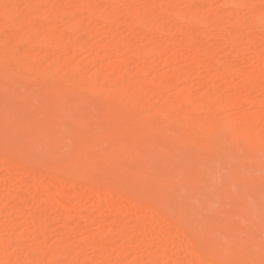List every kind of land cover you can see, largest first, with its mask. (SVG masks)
Wrapping results in <instances>:
<instances>
[{"label":"rangeland","instance_id":"obj_1","mask_svg":"<svg viewBox=\"0 0 264 264\" xmlns=\"http://www.w3.org/2000/svg\"><path fill=\"white\" fill-rule=\"evenodd\" d=\"M60 1H62L60 14L62 21L54 22L43 17L49 10H53L51 7H57ZM242 1L244 5L240 6L238 0H111L105 2L103 0H0L1 17L5 19L12 16V20L5 19L3 23L0 22V102L18 94L17 106L20 108L17 111L19 115H11L16 111L10 113L11 120L5 112L0 113V134L3 123L11 121L9 129L0 137H4L2 140L9 142L13 139V134L21 132H26L31 137L39 133H46V137H50L56 133L62 139L61 146H64L67 143L66 138H69L70 127L73 128L74 124L77 125L74 127L82 128L86 136L97 133L91 130V124L100 118L98 113H86L82 116L80 114L76 117L75 112L71 111L70 117L62 121L61 125L64 128L59 125L45 128L43 123L39 122L33 125L34 128L24 126L19 129L15 126V119L21 116L30 122L37 112L46 108L47 101L53 95L50 91L44 92L38 98L33 96L34 92L42 91L41 86L70 92L81 80L87 88L88 83L103 82L102 75L95 76L103 73L108 65L126 64V75L117 81H107L105 84L116 89L115 101L118 103H125L130 98V95L121 87H132L135 92L138 89L145 90L144 94L150 100L144 108L143 115L150 118L154 111H157L160 116L163 115L164 130L160 134L161 137L155 139L157 142L147 149L148 159L144 164L143 162L138 164L136 154L121 162H102L103 164L97 167L99 170H96L98 173H94V178L120 182L132 191L158 188L157 199L166 207L177 204L178 212L185 217L188 215L192 222L194 216L196 223L200 221L198 225L212 222L209 232L202 239L203 243L214 244L221 240V243H225L227 240L222 236L226 238L232 231L231 228L234 235L239 232L245 233L242 235L244 237L252 235L255 239L249 242V253L240 259L241 263L264 264V157L263 154L260 155L262 149L257 148L260 145L254 146L256 149L253 155H257L256 158L253 156L255 159L247 162L243 152L236 153L231 144V146L227 145L229 144L226 140L227 134H223L222 139H218L223 142L216 139L219 146L215 143L197 144L191 140L197 134L193 130L186 132L185 137L178 138L180 127L177 123H173V114L178 116L181 110L176 106L171 109L168 107L173 99L184 92L187 93L189 106H193L195 102L202 99L214 101L218 104L216 110L211 113H200L202 119L208 124L196 125L201 131H205L208 127H214L217 131H222L218 130L219 128L232 131L237 119H249L258 115L261 119L259 123L250 125L246 131L238 133L240 136L238 145L242 146L248 136L264 139V107L253 102V99H256L255 96L261 91L264 95V87H254L245 82L247 73L264 75V0ZM89 4H91L89 10L91 8L93 10L87 12ZM100 7L112 14L110 18L113 21L111 19V24L109 23L108 26L107 23L105 24L106 19H99L96 15ZM257 8L259 13L253 15V10ZM128 10L130 14L143 12L142 35L132 33L123 24L128 17ZM25 13L38 21L40 27L33 29L27 24L19 23ZM14 14L15 18H13ZM70 15L74 17L73 25L75 26L72 41H69L71 49L58 51V48L50 47L47 38L62 36L67 30L66 20L71 18H69ZM63 16L65 22H63ZM166 18L170 19V30L161 31ZM114 20L115 24L112 23ZM154 26L156 31L153 29ZM134 34L136 37L141 35L137 37L135 44L132 43L135 47L124 46L123 51L101 58L102 46L113 41L129 40L134 38ZM253 35L257 36V40L249 41L251 40L248 39L249 36L253 37ZM234 38H236L235 42H233ZM152 41L157 46V53H149L151 48L149 47V49L146 48L148 53L143 54V49L150 42L152 44ZM83 42L86 46H83ZM131 42H133L132 39ZM17 46H28L30 53L26 54L17 49ZM153 46L152 44V48ZM140 49L142 54L138 55ZM37 50L40 54L33 55ZM13 52L19 54L14 57ZM8 60L27 61L31 65H49L50 70L56 71L58 76L49 84L40 85L39 81L42 79H38L36 87L32 85L28 87L26 81L20 77V75L24 76L25 71L17 64V61L10 62L9 70L5 71L6 68L4 69L2 65ZM62 62L68 64V69H61ZM225 62L234 67L237 73L227 74L224 69ZM178 69L189 71V77L172 79L173 71ZM20 86L29 89L25 91L20 89ZM79 91L85 96L88 93L83 88ZM217 91L219 95L216 94ZM227 100L230 103L228 105ZM57 112L59 115L64 113L62 108H58ZM49 113V110L44 112V116H48ZM74 118H80V121H75ZM66 121L70 126L66 124ZM88 123L90 125H87ZM235 133L237 132H232V134ZM221 144H224L226 148L225 164L223 159L222 162L220 159L224 156L221 155ZM165 147L169 148L174 155L163 162L166 158L162 156ZM261 147L264 148V146ZM17 149V154L13 153L10 157L7 156L8 158L0 155V240L9 239L6 242L5 253L0 254L2 264H7L5 262L8 260L13 261L12 264H26L27 258L35 253L42 255L44 261L42 264H57L54 262L55 257L67 250L70 253L73 248L79 246L83 247L82 259L67 261L63 264H190L188 260L190 250L184 246L185 241L179 237L177 238L180 240H172L166 223H157L154 216L133 208L136 198L127 199L129 213L121 215L118 210L122 195L110 192L111 194L108 195L110 201L108 199L106 201L102 195L105 191L101 190L98 193L86 190L84 180L78 179L76 173H73L79 167L73 166L69 170L65 168L64 173H52L50 169L37 172L36 165L39 157L45 152L41 154V146L34 145L28 150L20 147ZM151 155L157 156L159 165L154 166L155 172L146 173ZM61 157H58L59 160L60 158L64 160L65 157ZM46 158H52L51 162L47 160L51 165L58 160L51 154H48ZM30 159L33 160L30 161ZM3 160H9L7 167L2 164ZM62 160H60L61 164ZM240 162L242 164L246 162L252 170H249V173H242L243 170L239 167ZM223 168L225 171L222 170ZM23 169L27 172L34 170L25 173L22 172ZM126 170L137 172L123 173ZM230 171L235 173H229ZM15 189L25 191L22 212L16 210L18 201L11 194ZM73 191L75 195L67 197L61 195L62 192L69 194ZM101 201L104 202V215L99 220V224L92 223L90 217L95 215V208ZM215 201L218 203L217 206ZM41 211L53 218L47 223L41 220L33 223L31 219L35 213ZM131 216L134 219H142L146 227L136 225V220H133ZM219 217L224 218L220 220ZM64 221L68 224L70 234L65 232ZM237 225L241 228L239 231L236 229ZM109 227L127 229L130 233L109 234L106 232ZM102 231L105 233L101 234ZM97 241L100 245L93 248V243ZM225 250L220 245L216 252L221 254ZM258 258L261 262H256Z\"/></svg>","mask_w":264,"mask_h":264},{"label":"bare ground","instance_id":"obj_2","mask_svg":"<svg viewBox=\"0 0 264 264\" xmlns=\"http://www.w3.org/2000/svg\"><path fill=\"white\" fill-rule=\"evenodd\" d=\"M105 1H111V0H103V2H105ZM61 3H62V1H60L58 6L55 8L51 7V9H53V10H49L48 14L44 15L43 17H45L46 19H49L51 21H54V22H57L58 20L62 21V15L60 16V14L62 13ZM232 4H234V1H232ZM238 4L240 6L244 5L242 0H238ZM90 6H91V4H89L87 12L93 10L92 8L89 10ZM100 8H101L100 10L96 11L98 13V14L96 13V15L99 16V19L100 18L106 19L105 24L107 23L106 24L107 26L110 25L111 19H112L110 17L112 16V14L108 13V11L104 8H102V7H100ZM129 10L127 12L128 17L127 18L125 17L126 20H125V23H123V24L132 33L136 32V34L139 33L142 35L144 32L142 29V24H141V23H143V20H142L143 19V12H141L140 14H130ZM258 13H259L258 8L256 10H253V15H256ZM72 16L73 15H70L69 18L70 17L71 18L66 20L67 21V23H66V26H67L66 29L67 30L62 34V36L47 38L50 43L52 42L51 44L49 43L50 47L55 48V49L58 48V51L71 49V46H70L71 42H69V41H72V32H73V29L75 27L73 25L74 17L72 18ZM40 17H42V16H40ZM13 18H15V14L13 15ZM45 18H44V20H46ZM5 19L12 20V16H8ZM5 19H3L0 15V22L1 23H3V20H5ZM63 19H64L63 22H65L64 16H63ZM112 21H113V19H112ZM19 23L27 24L30 27H32L33 29L40 27V23L38 21H35L29 14H26V13L22 15V18H21V20H19ZM112 23L115 24V20ZM169 23H170V19L166 18V20L164 22V27L161 28L163 30H161V31H169L170 30ZM258 24H260V23L258 22ZM153 29L155 31L157 30L155 28V26L153 27ZM256 34L258 35V33H256ZM141 35H139V36L137 35V37L139 38ZM135 37H136V35L134 34V38L133 37L129 38V40L122 39L120 41H113V42H111L105 46H102L100 49L102 52L101 58L104 59L108 55H113L114 53L116 54L119 51H123L122 47H124V46H127L129 48L135 47L134 44H135V40L137 39V37L136 38ZM223 38H224V36H223ZM131 39L133 42H131ZM248 39H251L249 41H252V40L254 41V40H257V36H255V35H253V37L249 36ZM230 40H232V38ZM235 41H236V38H234L233 42H235ZM85 42H86V39H85ZM152 42H153L152 44L154 45L153 48H152V44H150L151 43L150 42L149 45L146 46L145 49H143V51H142V49H140V52L138 51L137 54L138 55L142 54L141 51L143 52V54L148 53V52L149 53L152 52L153 54H156L157 53V46L154 43V41H152ZM132 43H134V44H132ZM132 45H133V47H132ZM57 46H59V47H57ZM83 46H86V44L84 43ZM20 47L22 49H20ZM149 47H151L153 49V51L151 48L149 51L146 50V48L149 49ZM72 48H75V47L72 46ZM17 49L24 51L26 54L30 53V49L28 46H25V47L17 46ZM81 49H83V48H81ZM18 54L19 53L13 52L14 57H16ZM39 54H40V51L37 50L34 52L33 55H39ZM28 58H29V56H28ZM15 61H17V60H8V61L3 62L4 65H2V66L4 67V69L6 68L5 71L9 70L8 65L10 64V62H15ZM17 64L25 71L24 76L20 75V77L26 81V84H28V87L29 86L30 87H32V86L36 87V80H38V79H42V81L38 80L40 85L49 84V83H51V81L53 79H55L58 76V73L56 71L50 70L51 67L49 65H46V66L34 65V64L31 65L27 61H25V62L24 61H17ZM126 68H127V65L122 64V63L115 64V65H108V67L106 68V70L103 73L95 76V77H98V76L102 75L101 78H102L103 82L101 84L88 83V87L85 88L84 82L79 80L77 86H75V89H73L70 92L58 91V89H55V88L50 87V86H41L40 89H42V91L34 92L33 96L38 98V96L43 95L44 92L50 91L53 95L47 101L46 108H42V110L37 112V114L32 118V120L30 122L26 121V119L22 118L21 116L19 117L20 120L15 119L16 120L15 126L19 129L23 128L24 126L25 127H27V126L33 127V125H36L39 122L43 123L45 128H48L50 126H55V125H59L62 127L63 126V125H61L62 121L67 120V118L70 117L69 112H71V111L75 112L76 117H79L80 114L82 116V115H86V113L87 114H95V113L97 114L98 113L100 115V118L96 122H94V124H91L92 125L91 130H93L97 133H95V134L91 133V134L86 136L85 135L86 132H84L82 128L74 127L77 125H75L73 123L74 126H72L73 128L70 127L69 138H66L67 143L65 142L66 144H64V146L63 145L61 146V140L62 139H61V137H58L56 135V133H54L50 137H46V133L34 134L31 137V136H29L28 133L21 132V133L13 134V139L9 142H5L4 140H2L4 137L1 136L0 137V155L1 156L5 155L6 157L7 156L10 157L11 155H13V153L17 154V151H18L17 148L18 147H20L21 149L28 150L30 147H32L34 145H36V146L39 145V146H41V149H42L41 154L44 151L47 153L44 152L39 157V162L37 165L34 163V161H32V163H34L37 166V169H38L37 172H39L40 170L42 171L43 169H46V170L50 169L52 173H64V170H66L65 168H68V170H69V168H71L73 166H76V168L79 167L73 173H76V177L78 179L84 180V182H85L84 187L86 190L95 191L98 193H100L101 190L105 191V193L102 195L104 196V199L106 201H108V200L110 201V199H109L110 197L108 195H110L112 192L113 193L115 192V194L119 193L120 195H122L121 196L122 198H121L120 204H119L120 205L119 210H118V213H120L121 215L129 213V211L127 209V205H128L127 199H129L131 197L136 198V200H135L136 202L133 205V208H135L141 212L143 211L147 214L149 213V215H151L152 217L154 216L155 222H157V223H166L167 231L169 232V234L172 235L171 236L172 240L176 241L179 238H181L183 241H185L184 246H186L190 250V253L188 256V258H189L188 260L190 261L189 262L190 264L191 263L192 264H242L240 259H242L243 257H246L248 255L249 249H250L249 242H251V241H253V239H255V237H253L252 235H247L246 237H244V236H242V235H245V233H243V232H242L243 234L241 232H239V233H235V235H234V234H232L233 229L231 228L230 230H232V231L229 232V235L226 236V238H225V236H222V237H224L223 239L227 240L225 243L224 242L221 243L222 240H221V242H219V243L215 242L214 244L203 243L202 239L206 235V233L209 232V229L211 228L212 222L208 221V223H203L202 225L199 224L200 225L199 226L198 223L200 221L198 220L196 223L194 216H193V220H194L193 222L189 220L188 215H186V217L182 216L178 212V205L177 204H173L170 207H166L162 201L157 199L156 193H157V191H159V190H157L158 188H152L148 191H143V190L132 191V190L128 189L127 186H125L124 184H122L120 182H116L114 180L110 181V180H105V179L94 178V176H95L94 173H98V172H96V170H99V169H97V167L102 165L103 164L102 162H110V161L121 162L123 160L128 159L133 154L134 155L136 154L138 157V160H137L138 164H140L141 162H143V164H144L146 162V160L148 159L147 158V149L150 146H152L153 143L155 144V142H157V141H155V139L157 137H159L160 134H162L161 132L164 130L163 126H162L163 125V120H162L163 115L160 116V114H157V111H154L150 118H146L145 115H143L144 108L150 100L149 97L145 96V94H144V92H146L145 90L138 89L135 92L132 87H121V89L124 90L125 93L130 95V98L125 103H118L115 101V99L117 97V93L115 92L116 89L112 88L109 85H106L105 82H107V81L114 82V81L119 80L121 77H123L124 75L127 74ZM0 69H1V66H0ZM61 69L62 70L68 69V64L65 62H62ZM224 69H225V72L227 74L237 73V70L234 67H232L228 62H225ZM130 74H133V73H130ZM244 74H246V73H244ZM14 76L17 78V76L15 74H14ZM188 77H189V71H187V70H179L178 69V70L173 71V74H172V79H174V80L187 79ZM245 77H246L245 82H247L248 84H251V86L254 85V87H261V88L264 87V75L260 76V75H256V74L247 73L245 75ZM156 85H158V83H156ZM82 88L87 90L88 93L86 96L84 94L82 95L83 92L81 93L79 91ZM20 89L24 90L25 87L24 88L21 87ZM28 89H25V91L26 90L28 91ZM118 92L121 93V91H119V90H118ZM260 93H262V91ZM260 93L255 96L256 99H253V102H255L260 107H264V95H263V93H262V95ZM216 94L219 95V91H217ZM17 95L18 94L13 96V98L8 97V99H5V100L0 102V113L5 112L6 113L5 115L8 116V118L10 120L12 119V117H10V113L12 111H16V112L11 113V115H13V116L19 115L17 113V111L20 110V108L17 106L18 105L17 104ZM221 95H223V94L221 93ZM156 100H157V98H156ZM228 104H230V103L227 100V105ZM224 105H226V103H224ZM173 106L179 107L181 110L180 114L178 116H175L173 114V123H177L178 127H180V132L178 133V136H177L178 138L185 137L186 132H188L189 130H193V131H196L197 134L191 140H194L197 144L210 145L209 143L218 144L217 141L223 142V141L218 140V139H222V135L227 134L228 138L226 140L229 143L227 145L229 146L231 144L232 147H234V149L236 150V153H237V151L243 152L242 154L246 156L247 162L251 161V159L256 158L255 156H257V155H255V156L253 155L255 153L254 150L256 149V148H254V146H256V145H260L257 148L262 149V153H260V155L263 154V157H264V148L261 147V146H264V139L261 137L248 136L247 138H245V141H244L242 146L238 145V139H240V136L238 133L246 131L250 125H253L255 123H259L261 120L260 116L256 115V116L249 118V119H245V118L237 119L236 123H234L232 131H229V129H227V128H225V129L219 128L218 130H222V131H217V129L214 127H208V128H206L205 131H201L196 127V125H200V124L208 125V124L204 119H202L200 113H203V112L211 113L213 110L217 109L218 104L214 103V101L202 99L199 102H195L193 106H189V104L187 102V93L184 92V93L179 94L168 105L169 109H171V107H173ZM58 108H62L64 113L59 115L57 112ZM48 110L50 111V113L48 114V116L45 117L44 112H46ZM10 120L3 123L4 125L1 129L0 135H3L9 129V122L11 123ZM15 120H13V122ZM73 120L80 121V118H74ZM66 124L68 125L69 123H67V121H66ZM169 124H172V123H169ZM87 125H90V124L88 123ZM68 126H70V125H68ZM68 126H66V127L68 128ZM62 128H64V126ZM36 130H37V128H36ZM232 132H237V133L232 134ZM213 138H215V139H213ZM216 139H217V141H216ZM223 140H225V139H223ZM226 140H225V142H226ZM219 145L220 144H218L216 146H219ZM223 145L221 144L220 149L222 151L221 155H224V156H222L220 159H221V162L223 159V163L225 164L224 159H226V148ZM60 149L62 151H60ZM30 153H31V151H30ZM48 154H51L57 158L61 157V156L65 157V158H63L64 160L61 159L62 157L60 158V160H62V164L60 163L61 161L58 158V160H57L58 162L56 160H54L56 162L53 163L54 162L53 161L52 162L53 164L51 165L50 163H48V161L50 160V162H51L52 158L51 159L46 158ZM162 154H163L162 156H164V158L166 157L163 160V162L168 161L171 158V156L174 155L172 153V151L166 147H165V149H163ZM7 158H5V159L7 160ZM32 158H33V156H32ZM31 160H33V159H30V161ZM234 160H236V159H234ZM8 161L3 160L1 162H2V164H4L7 167V165H9ZM156 163H157V165H156ZM23 164L26 165L25 163H23ZM148 165H149V168L147 167L148 170L146 171V173L155 172L154 166L159 165L158 161H157V156L151 155L150 164H148ZM167 165H168V163H167ZM219 165H220V163H219ZM124 166H126V165H124ZM239 167H240V169L243 170V172H242L239 169V171H241L242 173H249V170H252V168H250V166H248V164L246 162H244L243 164H242V162H240ZM33 168H35V167H33ZM26 169L25 170L23 169L22 172L29 173L30 171L32 172L34 170L33 169V170H30L29 172H27ZM222 170L225 171L224 168ZM259 170H257L258 173H259ZM35 171H36V169H35ZM134 172L135 171L126 170L123 173H134ZM101 173H104V172H101ZM112 173H117V172H112ZM229 173H235V171H230ZM72 180L73 179H71V181ZM72 184H75V183H72ZM230 184L232 185V183H230ZM233 188H234V186H233ZM11 194H13L12 195L13 198H15L18 201L16 203V210L19 212H22L24 209L22 204H23V200L25 197V191L23 190V192H22L21 190L19 191V189H15L12 191ZM75 194L76 193L74 191L69 193V194H67V193L64 194L63 192L61 193V195L65 196V197H67L68 195H75ZM55 197H57V196H55ZM57 198H59V197H57ZM248 198H249V196H248ZM59 199H57V200H59ZM229 199L230 198H228V200ZM106 201H105V204H106ZM230 202H231V200H230ZM103 203L104 202L101 201L96 206L95 215L93 214L90 217V219H91L90 222H92V223L98 222V224H99V220L104 215V207H103L104 204ZM217 205H218V203L216 204V206ZM229 205H227V206H229ZM250 206H252V205H250ZM253 208H255V207H253ZM254 212L256 214V211H254ZM151 213H153V214H151ZM210 213H212V212H210ZM50 216L46 212L41 211V212L35 213L34 217L31 220L33 223H37L39 220L47 223L49 220H51L53 218ZM131 218L133 220H136L135 221L137 223L136 225H139L140 227H144V228L146 227V223L142 219H140V218L134 219L132 216H131ZM223 218L224 217H221L220 220ZM39 225H41V224H39ZM67 226H68L67 222L64 221V227H66L65 232L67 234H70ZM251 227H252V225H251ZM236 229H237V231H239L241 228L238 227V225H237ZM214 231H215V229H214ZM256 231L257 230L255 229V232ZM106 232L109 234H111L112 232H118L120 234H129L130 233V232H128L127 229H118V228H113V227H109V229L106 230ZM102 233L104 234L105 232L102 231L101 234ZM213 233H215V232H213ZM216 234H218V233H216ZM255 234H257V232ZM258 236H260V235H258ZM177 237H179V238H177ZM220 237H218V238H220ZM7 239L0 240V254L5 253V249L7 246L6 242L9 240V239L8 240ZM216 240H217V238H216ZM99 245H100L99 241H97V242L93 243L92 246H93V248H97ZM220 245L222 246V248H224L226 250H225V252L218 254L216 252V249L218 247H220ZM253 250H255V249H253ZM82 252H83L82 246L75 247V248H73V251L70 253H68V250H67V252L65 251V252H62L61 254H59L57 257H55L54 262L57 264H63V263H66L67 261H77V259L81 260L82 259V256H81ZM158 252L160 253V251H158ZM39 254H37V253L31 254V256L29 258H27L25 263L26 264H42L44 261H43L42 255L41 254L39 255ZM256 262H261L260 258H258L256 260ZM5 263L12 264L13 261L11 262L10 260H8ZM0 264H2L1 260H0Z\"/></svg>","mask_w":264,"mask_h":264}]
</instances>
